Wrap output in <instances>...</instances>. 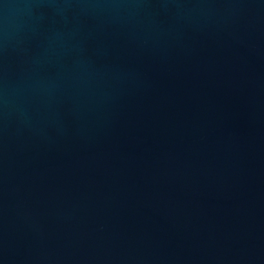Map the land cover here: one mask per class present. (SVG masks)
<instances>
[{
	"label": "water",
	"instance_id": "water-1",
	"mask_svg": "<svg viewBox=\"0 0 264 264\" xmlns=\"http://www.w3.org/2000/svg\"><path fill=\"white\" fill-rule=\"evenodd\" d=\"M0 264H264V0H0Z\"/></svg>",
	"mask_w": 264,
	"mask_h": 264
}]
</instances>
